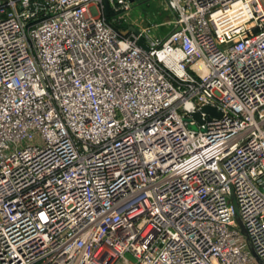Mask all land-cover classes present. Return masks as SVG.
Returning <instances> with one entry per match:
<instances>
[{"label":"built area","instance_id":"built-area-1","mask_svg":"<svg viewBox=\"0 0 264 264\" xmlns=\"http://www.w3.org/2000/svg\"><path fill=\"white\" fill-rule=\"evenodd\" d=\"M132 4L0 0V264H264V0Z\"/></svg>","mask_w":264,"mask_h":264},{"label":"rangeland","instance_id":"rangeland-1","mask_svg":"<svg viewBox=\"0 0 264 264\" xmlns=\"http://www.w3.org/2000/svg\"><path fill=\"white\" fill-rule=\"evenodd\" d=\"M126 14L128 25L146 29L153 36L166 35L174 24L173 14L166 8L164 0H133Z\"/></svg>","mask_w":264,"mask_h":264},{"label":"water","instance_id":"water-1","mask_svg":"<svg viewBox=\"0 0 264 264\" xmlns=\"http://www.w3.org/2000/svg\"><path fill=\"white\" fill-rule=\"evenodd\" d=\"M104 5H105V15H107L108 14V5L106 4V2H104ZM132 32H134V33H137V30L134 28V27H130L129 28ZM139 45L141 46V47H143L144 49L146 48V47H144L143 46V43H142V39H140L139 40ZM204 113H211V114H214L215 113V110L213 109V108H211V107H209V106H206L205 108H203V110H202ZM192 116L193 117H195V118H197V119H199V117H200V115H199V113H194V114H192ZM218 116V115H217Z\"/></svg>","mask_w":264,"mask_h":264}]
</instances>
